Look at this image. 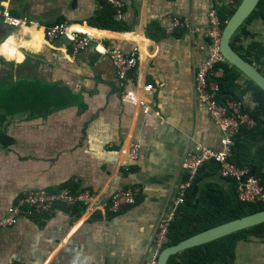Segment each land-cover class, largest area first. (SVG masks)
Segmentation results:
<instances>
[{
  "label": "crops",
  "instance_id": "0c3cea01",
  "mask_svg": "<svg viewBox=\"0 0 264 264\" xmlns=\"http://www.w3.org/2000/svg\"><path fill=\"white\" fill-rule=\"evenodd\" d=\"M122 1L116 19L127 29L98 30L97 40L138 50L126 83L96 43L74 56L69 42L45 40L43 26L59 21L92 28L89 21L103 10V1L0 0V81L37 78L74 96L63 109L18 113L0 123L12 139L0 143V218L31 190L92 193L80 207L58 205L0 229V264H147L160 216L182 180L184 155L200 144L220 147L223 132L199 99L194 79L206 57L209 8L230 9L232 0ZM3 10L39 25L9 27ZM245 31L238 32L240 44L254 54L253 43L264 46L263 19H253ZM147 85L153 89L146 91ZM128 91L137 102L124 99ZM243 104L253 108L251 92ZM133 144L139 148L136 160L128 154ZM127 188L138 190L136 203L110 212V196ZM235 264H264V238L239 241Z\"/></svg>",
  "mask_w": 264,
  "mask_h": 264
},
{
  "label": "trees",
  "instance_id": "16d2710c",
  "mask_svg": "<svg viewBox=\"0 0 264 264\" xmlns=\"http://www.w3.org/2000/svg\"><path fill=\"white\" fill-rule=\"evenodd\" d=\"M241 1L232 0L233 5L230 9H218L223 27ZM102 4L103 10L95 15L88 25L102 31L127 29L116 19L115 6L105 1ZM255 18L264 21V0L259 1L256 9L232 37L231 46L264 75V46L253 43L251 50H254V54L251 51L244 52L238 34L239 31L244 32L246 24ZM247 35L249 33L245 31V36ZM222 68L224 74L220 80V100L235 99L243 102L245 95L251 92L254 106L252 109H245L256 121L255 126H241L236 133L231 160L240 167L248 168L249 173L259 177L264 186V91L227 61L222 64ZM73 97L65 88L45 83L37 78L23 77L11 82L0 81V123L23 112L49 114L71 105ZM0 143L2 145L12 143V139L1 130ZM219 168L220 165L215 160L208 161L199 168L187 189L185 203L180 207L172 223L171 242L167 247L179 244L213 226L264 210V203L251 204L240 201L237 197L236 181L233 178L222 177ZM223 181L228 183L226 187L222 185ZM70 189L72 192L75 191ZM80 205L82 203L73 207ZM250 237L264 238V223L182 251L172 256L168 264H235L238 242Z\"/></svg>",
  "mask_w": 264,
  "mask_h": 264
},
{
  "label": "built area",
  "instance_id": "2783aa9c",
  "mask_svg": "<svg viewBox=\"0 0 264 264\" xmlns=\"http://www.w3.org/2000/svg\"><path fill=\"white\" fill-rule=\"evenodd\" d=\"M100 1L114 5L117 10L116 15H120L124 7L122 0ZM1 15L3 22L9 27L39 25V22L27 16H14L9 10H3ZM178 24L179 21L175 20L174 26ZM208 24L206 57L195 72L194 88L199 99L205 104L212 121L222 130L223 136L219 148L200 144L184 155L182 160V180L179 183L177 194L172 204L160 216L154 239V254L147 261V264H158L160 254L171 242L170 228L172 223L175 221L180 207L185 203L188 187L204 163L211 160L219 163L220 175L225 178H233L236 181V192L240 201L251 204L264 203V186L259 177L249 173L248 168L240 167L231 160L236 133L241 126H255L256 121L246 111L243 102L235 99L220 100V80L224 74L222 64L226 60L221 52V38L224 27L215 5H211L209 8ZM43 30L45 40L48 43L63 40L69 42L74 56L86 51L91 45L96 43V50L108 57L114 67L117 79L121 82L126 83L128 81L129 73L138 64L139 57L136 48L127 52L121 48L106 46L97 40L98 29L62 21L45 25ZM152 89V85L145 87L146 91ZM124 99L128 102H137L138 97L135 93L128 91L124 95ZM138 152V146L135 144L131 145L128 151L129 157L132 160H136ZM137 196V189H119L113 192L105 205L110 212L117 213L125 207L134 205L137 201ZM91 198L92 193L89 190L79 193H74L67 188L31 190L10 206L7 214L0 218V229L16 225L22 216L49 213L58 205L73 207L78 203L84 204Z\"/></svg>",
  "mask_w": 264,
  "mask_h": 264
},
{
  "label": "water",
  "instance_id": "95a60500",
  "mask_svg": "<svg viewBox=\"0 0 264 264\" xmlns=\"http://www.w3.org/2000/svg\"><path fill=\"white\" fill-rule=\"evenodd\" d=\"M260 0H242L226 22L221 38V52L225 60L235 66L245 77L264 91V75L231 46V39L246 19L253 13ZM254 170H252V173ZM264 223V210L216 225L199 232L181 243L166 247L160 254L158 264H168L169 259L192 248L202 246L231 233Z\"/></svg>",
  "mask_w": 264,
  "mask_h": 264
}]
</instances>
